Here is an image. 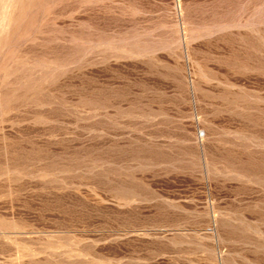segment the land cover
Instances as JSON below:
<instances>
[{
	"label": "rangeland",
	"instance_id": "rangeland-1",
	"mask_svg": "<svg viewBox=\"0 0 264 264\" xmlns=\"http://www.w3.org/2000/svg\"><path fill=\"white\" fill-rule=\"evenodd\" d=\"M0 264H264V0H0Z\"/></svg>",
	"mask_w": 264,
	"mask_h": 264
}]
</instances>
